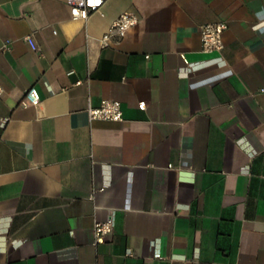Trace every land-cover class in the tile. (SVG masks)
Here are the masks:
<instances>
[{
  "label": "crops",
  "instance_id": "crops-1",
  "mask_svg": "<svg viewBox=\"0 0 264 264\" xmlns=\"http://www.w3.org/2000/svg\"><path fill=\"white\" fill-rule=\"evenodd\" d=\"M0 264H264V0H0Z\"/></svg>",
  "mask_w": 264,
  "mask_h": 264
},
{
  "label": "built area",
  "instance_id": "built-area-1",
  "mask_svg": "<svg viewBox=\"0 0 264 264\" xmlns=\"http://www.w3.org/2000/svg\"><path fill=\"white\" fill-rule=\"evenodd\" d=\"M106 0H67L70 6V15L75 20H85L89 14L100 8ZM138 22V18L134 13L122 12L117 15L110 23L108 29L103 32L99 38L101 47H107L114 38H122L127 31ZM227 28L226 21H215L204 23L201 27V50L205 53L218 52L223 46V34ZM26 40L32 49L36 45L30 35L26 36ZM40 102V95L36 87H29L19 101L22 107L37 106ZM139 108H144V103L138 104ZM87 116L89 120H107L122 121L123 112L121 103L118 100L103 98L97 105L88 103ZM101 190V189H99ZM94 196V191L91 197ZM112 230V219L107 218L101 221H95L93 231L95 241L100 242Z\"/></svg>",
  "mask_w": 264,
  "mask_h": 264
}]
</instances>
